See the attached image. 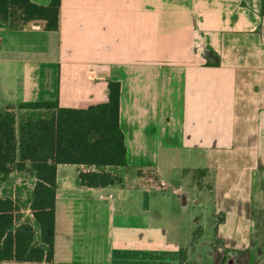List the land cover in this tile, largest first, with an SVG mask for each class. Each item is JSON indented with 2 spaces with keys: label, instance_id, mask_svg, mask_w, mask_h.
I'll use <instances>...</instances> for the list:
<instances>
[{
  "label": "crops",
  "instance_id": "0c3cea01",
  "mask_svg": "<svg viewBox=\"0 0 264 264\" xmlns=\"http://www.w3.org/2000/svg\"><path fill=\"white\" fill-rule=\"evenodd\" d=\"M261 8L262 0H60L57 32L0 23V110L106 102L108 83H120L122 184L82 187L83 167L58 165L50 264H221L217 253L225 264H264ZM159 180L169 188L158 190ZM35 183L28 170L0 174V198L20 205L38 239Z\"/></svg>",
  "mask_w": 264,
  "mask_h": 264
},
{
  "label": "trees",
  "instance_id": "16d2710c",
  "mask_svg": "<svg viewBox=\"0 0 264 264\" xmlns=\"http://www.w3.org/2000/svg\"><path fill=\"white\" fill-rule=\"evenodd\" d=\"M0 23L15 30L37 23L44 31L57 32L60 0L46 6L31 0H0ZM126 154L119 82L108 83L106 102L78 108H63L57 101L23 102L0 110V174L34 173L30 212L39 228L37 239L32 224L21 222L20 205L0 198V263H53L58 165L83 167L82 187L105 188L122 184L116 171L127 167ZM239 255L245 258L247 252ZM215 260L225 264L227 259L217 253Z\"/></svg>",
  "mask_w": 264,
  "mask_h": 264
},
{
  "label": "built area",
  "instance_id": "2783aa9c",
  "mask_svg": "<svg viewBox=\"0 0 264 264\" xmlns=\"http://www.w3.org/2000/svg\"><path fill=\"white\" fill-rule=\"evenodd\" d=\"M156 187L158 190L164 191L169 188V185L165 181L159 180Z\"/></svg>",
  "mask_w": 264,
  "mask_h": 264
},
{
  "label": "rangeland",
  "instance_id": "374dc122",
  "mask_svg": "<svg viewBox=\"0 0 264 264\" xmlns=\"http://www.w3.org/2000/svg\"><path fill=\"white\" fill-rule=\"evenodd\" d=\"M70 167H72V166H70ZM72 169H74V168H72ZM205 234H206V236H208L209 234H211V236H212V235H213V231H212V230L210 231V230L208 229V230L205 232ZM211 236H210V237H211Z\"/></svg>",
  "mask_w": 264,
  "mask_h": 264
}]
</instances>
